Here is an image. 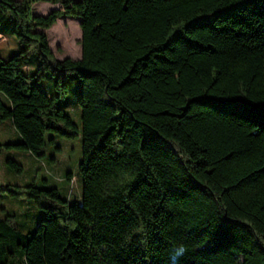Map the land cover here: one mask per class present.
I'll return each instance as SVG.
<instances>
[{
	"label": "trees",
	"instance_id": "trees-1",
	"mask_svg": "<svg viewBox=\"0 0 264 264\" xmlns=\"http://www.w3.org/2000/svg\"><path fill=\"white\" fill-rule=\"evenodd\" d=\"M37 2L60 7L35 14ZM7 14L21 49L0 58L12 102L0 99V122L19 140L0 152L40 157L48 133L81 134L82 193L0 184L42 211L26 233L0 217V264H264V0H0ZM68 16L79 59L50 46L47 30ZM31 54L40 63L25 72ZM49 70L54 97L37 85ZM69 71L80 125L61 106Z\"/></svg>",
	"mask_w": 264,
	"mask_h": 264
},
{
	"label": "rangeland",
	"instance_id": "rangeland-1",
	"mask_svg": "<svg viewBox=\"0 0 264 264\" xmlns=\"http://www.w3.org/2000/svg\"><path fill=\"white\" fill-rule=\"evenodd\" d=\"M49 6L43 2L33 5V12H44ZM52 10V9H51ZM14 18L7 14L0 18V58L7 59L12 54L21 49L19 39L12 32ZM50 46L58 59L71 57L79 59L81 57V28L79 19L65 17L59 19L49 30H47ZM40 59L36 54H31L27 59L23 70L33 71ZM49 70L45 76L37 81L38 87L48 96L54 97L57 94L55 86L57 75ZM68 91L61 98V106L78 125L81 123V108L77 103L80 88V78L75 71L67 73ZM0 99L9 107L12 106L10 98L0 90ZM55 142H51L50 138ZM19 140V133L12 126L10 120L0 122V142H16ZM82 157V136L79 134L75 138L66 139L55 136L53 133L46 135V147L44 155L38 157L28 150L5 149L0 152V184L15 183L28 184L34 182L39 186L55 187L64 199L71 202L81 200L82 183L78 173V163ZM7 158L17 160L23 170L20 173L14 172L6 164ZM71 174V180L67 175ZM6 214L16 216V224L24 233L31 232L35 228L37 220L42 217V211L38 209L31 200L27 198L11 197L7 194H0V217Z\"/></svg>",
	"mask_w": 264,
	"mask_h": 264
},
{
	"label": "clouds",
	"instance_id": "clouds-1",
	"mask_svg": "<svg viewBox=\"0 0 264 264\" xmlns=\"http://www.w3.org/2000/svg\"><path fill=\"white\" fill-rule=\"evenodd\" d=\"M185 251H186V248L183 245L177 247L175 249L174 253L172 254L171 259L173 261H175L178 257H180L181 255H183Z\"/></svg>",
	"mask_w": 264,
	"mask_h": 264
},
{
	"label": "crops",
	"instance_id": "crops-1",
	"mask_svg": "<svg viewBox=\"0 0 264 264\" xmlns=\"http://www.w3.org/2000/svg\"><path fill=\"white\" fill-rule=\"evenodd\" d=\"M44 5H47L49 6V9L46 10V11H50L51 9H54V8H59L60 7V4L57 3V4H54V3H51V2H43ZM40 14H45L44 12H38ZM48 13V12H47ZM61 19V18H58V20ZM65 19V18H64ZM57 20V21H58ZM0 37H2V35L0 34Z\"/></svg>",
	"mask_w": 264,
	"mask_h": 264
}]
</instances>
